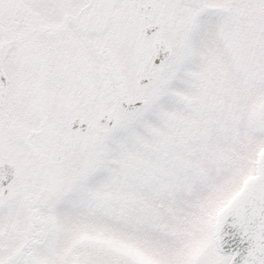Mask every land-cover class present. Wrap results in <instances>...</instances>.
<instances>
[{
    "label": "snow or ice",
    "instance_id": "1",
    "mask_svg": "<svg viewBox=\"0 0 264 264\" xmlns=\"http://www.w3.org/2000/svg\"><path fill=\"white\" fill-rule=\"evenodd\" d=\"M0 264H264V0H0Z\"/></svg>",
    "mask_w": 264,
    "mask_h": 264
}]
</instances>
